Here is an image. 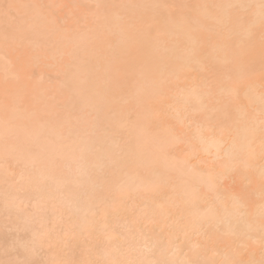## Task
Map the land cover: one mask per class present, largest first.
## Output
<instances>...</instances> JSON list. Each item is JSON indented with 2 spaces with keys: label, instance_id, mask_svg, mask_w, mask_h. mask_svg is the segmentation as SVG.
Returning <instances> with one entry per match:
<instances>
[{
  "label": "bare ground",
  "instance_id": "bare-ground-1",
  "mask_svg": "<svg viewBox=\"0 0 264 264\" xmlns=\"http://www.w3.org/2000/svg\"><path fill=\"white\" fill-rule=\"evenodd\" d=\"M0 264H264V0H0Z\"/></svg>",
  "mask_w": 264,
  "mask_h": 264
}]
</instances>
